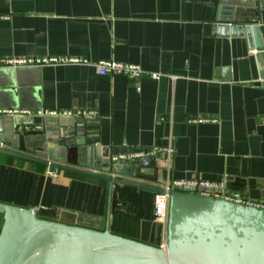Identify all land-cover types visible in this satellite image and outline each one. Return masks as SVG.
<instances>
[{"label":"crops","instance_id":"1","mask_svg":"<svg viewBox=\"0 0 264 264\" xmlns=\"http://www.w3.org/2000/svg\"><path fill=\"white\" fill-rule=\"evenodd\" d=\"M220 2L0 0V56L79 55L163 73L144 74L138 88L127 74L100 73L93 64L1 66L0 108L79 111L110 157L153 147L157 166L145 165L143 181L223 180L217 190L264 198V64L246 35L217 32ZM19 115L37 123L53 116ZM200 115L217 120H189ZM170 144L172 154L161 150ZM156 192L114 182L108 208V179L55 173L46 163L0 152V200L34 207L45 218L77 217L98 229L109 223L115 233L146 241L157 219Z\"/></svg>","mask_w":264,"mask_h":264},{"label":"water","instance_id":"2","mask_svg":"<svg viewBox=\"0 0 264 264\" xmlns=\"http://www.w3.org/2000/svg\"><path fill=\"white\" fill-rule=\"evenodd\" d=\"M220 3L217 32L246 35L262 66L264 0ZM73 116V122L53 115L37 123L0 111V152L46 163L51 172L71 169L108 179V208L114 182L166 191L142 180L149 161L157 166L155 154L113 160L78 111ZM205 191L212 189L170 191L168 220H154L146 241L115 233L109 223L98 229L77 217L49 219L34 207L0 200V264H264V209Z\"/></svg>","mask_w":264,"mask_h":264},{"label":"built area","instance_id":"3","mask_svg":"<svg viewBox=\"0 0 264 264\" xmlns=\"http://www.w3.org/2000/svg\"><path fill=\"white\" fill-rule=\"evenodd\" d=\"M0 16H3L0 14ZM77 63V64H93L97 71L100 73H116L122 72L127 74L139 88L140 79L144 74H148L153 78H160L163 73L158 71H147L140 63L136 62H123L115 59H101L99 61H90L85 56L72 55V56H36V55H12V56H0V67L4 66H22V65H42L45 63ZM0 111L11 114H31V115H73L74 111L71 109H42V108H29V107H6L0 108ZM88 111L84 110L83 114ZM78 114L80 112L78 111ZM193 122H202L214 120L216 117L210 116H195L189 119ZM161 150L172 154L174 152V145L170 144L166 147H162ZM156 150L152 148H134L127 152L112 155L113 160L123 159L125 161H134L141 156L149 155L155 153ZM224 185L223 180H211L199 177H180L171 178L165 181L162 186L165 187L166 191H157L154 200V212L158 220L164 221L168 220L169 216V204H170V191L175 188H186L190 190H195L197 188H207L212 189L211 192L205 191L206 193H212L217 197H223L229 200L238 201L247 205L256 206L258 208L264 209V198L256 199L252 197L245 196L243 194H237L234 192L226 190H217V188H222Z\"/></svg>","mask_w":264,"mask_h":264},{"label":"rangeland","instance_id":"4","mask_svg":"<svg viewBox=\"0 0 264 264\" xmlns=\"http://www.w3.org/2000/svg\"><path fill=\"white\" fill-rule=\"evenodd\" d=\"M3 221H4V215H3V213H0V229H1V226L3 224Z\"/></svg>","mask_w":264,"mask_h":264},{"label":"trees","instance_id":"5","mask_svg":"<svg viewBox=\"0 0 264 264\" xmlns=\"http://www.w3.org/2000/svg\"><path fill=\"white\" fill-rule=\"evenodd\" d=\"M98 177V176H97ZM102 178V177H101ZM105 179V178H104ZM1 230V229H0Z\"/></svg>","mask_w":264,"mask_h":264}]
</instances>
